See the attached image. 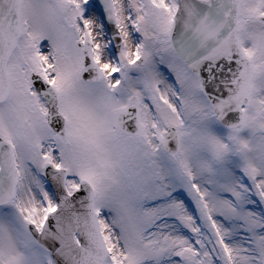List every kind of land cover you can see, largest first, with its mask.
Segmentation results:
<instances>
[{"label":"snow or ice","instance_id":"1","mask_svg":"<svg viewBox=\"0 0 264 264\" xmlns=\"http://www.w3.org/2000/svg\"><path fill=\"white\" fill-rule=\"evenodd\" d=\"M0 264H264V0H0Z\"/></svg>","mask_w":264,"mask_h":264}]
</instances>
